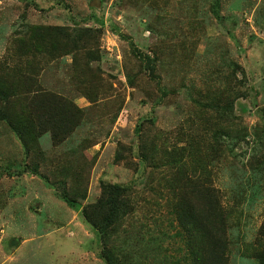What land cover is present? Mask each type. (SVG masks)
Here are the masks:
<instances>
[{
	"label": "rangeland",
	"instance_id": "rangeland-1",
	"mask_svg": "<svg viewBox=\"0 0 264 264\" xmlns=\"http://www.w3.org/2000/svg\"><path fill=\"white\" fill-rule=\"evenodd\" d=\"M213 1L0 0V67L19 69L29 102L42 98L23 114L62 110L28 150L0 120V264H107L82 212L101 182L130 187L108 245L122 264H194L170 212L173 186L192 179L217 190L227 264H260L264 0ZM32 26L62 27L57 47Z\"/></svg>",
	"mask_w": 264,
	"mask_h": 264
},
{
	"label": "trees",
	"instance_id": "trees-1",
	"mask_svg": "<svg viewBox=\"0 0 264 264\" xmlns=\"http://www.w3.org/2000/svg\"><path fill=\"white\" fill-rule=\"evenodd\" d=\"M219 1L214 0L213 2L217 5ZM32 28L34 30L44 28L43 35L53 37L48 46L57 47L55 38L58 39V36H60L62 27L41 26L36 28L32 26ZM91 31L89 28L84 29L81 33H78L77 30H71L72 34H67L66 38V40H70L69 47L64 45V51L73 53L72 48L76 42L79 43L80 40H84L81 36H89L88 34ZM142 55L151 58L149 54L143 53ZM12 67L5 64L0 67V120L9 125L17 134L18 139L22 140L23 145L26 144L25 149L28 150L29 147L25 142L26 137L27 139L35 138L32 134L35 128L45 129L46 125L48 129L51 126L58 128L61 119L56 114L62 110L60 109V104H57L52 115L47 120L36 114H23L24 109L37 111V106L42 98L33 99L29 102L26 95H22L18 91V86L20 85L17 81L19 69L13 71ZM13 77H16L17 80H11ZM182 150H185V147H180L177 151L180 153ZM192 153L191 155L193 157L195 155L197 158L196 153ZM203 171L204 167L201 166V175ZM186 185H191L192 188H195L194 196L182 191L185 190ZM173 187L176 188V191L173 192L174 197L170 205L172 208L170 212L173 213L177 224L186 233L187 245L191 244L192 246V249L189 248L191 261L194 264H227L228 240L223 228V226L225 227L224 218H216L218 212L223 214L219 203L220 199L216 194L217 190L206 183H199L193 179L190 180V183H183L181 187L179 185ZM100 189L99 199L95 203L85 206L82 212L85 219L100 233V240L103 244L100 256L103 260L107 264H122L108 245L111 244L109 242L111 235L118 230L122 220L131 211L130 187L119 183L101 182ZM61 198L70 206L74 207L76 205L75 199L71 198L65 189L61 191ZM262 247L264 248V245ZM260 264H264V253L261 254Z\"/></svg>",
	"mask_w": 264,
	"mask_h": 264
}]
</instances>
